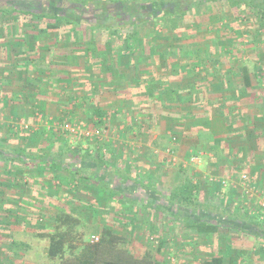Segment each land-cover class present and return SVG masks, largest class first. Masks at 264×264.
I'll return each mask as SVG.
<instances>
[{
  "label": "crops",
  "instance_id": "crops-1",
  "mask_svg": "<svg viewBox=\"0 0 264 264\" xmlns=\"http://www.w3.org/2000/svg\"><path fill=\"white\" fill-rule=\"evenodd\" d=\"M56 32H58L57 29L46 32L38 30V44L36 43L38 46H35V42H28L29 44L26 43L25 47L22 46L18 48L20 52L23 49L22 53H24V56H22L24 58L21 61H15L14 58H12L14 57L12 54L13 50H10L8 53L10 54L11 60L8 61V63L11 65H7L6 67L11 66V68H18L20 69L19 73L23 75L29 70L28 75L23 76V79L19 77V84L21 85L14 90V92L18 93L19 99L27 96L25 100L27 103L25 105L30 104L32 106L29 108L30 112L27 114L34 122L32 125L34 129L32 133L42 137L38 141L39 148L44 146L47 141H54L51 137L58 134L57 131L50 126L52 121L63 120L66 116L72 117L78 113L86 117L90 116H88V110L83 107L81 101V97L84 95L90 96L88 99L89 103H94L100 109L107 112V117H103L104 122L108 121L112 123L114 118L119 119L112 124L113 127H108L106 124L102 125L108 130L99 140L88 141L83 138H77L78 140L76 139L73 141L69 140V143L74 146L76 142H78V148H75V152L73 151V153L87 152L89 156H94L98 153L104 161L103 166L97 168L98 166L94 161L87 160L85 164L82 163L83 167L81 168V166L79 167L81 161L79 159L76 160L72 158V160L67 159V162L65 161V171L72 170V172H76L86 170L92 172V181H90V184L92 183L95 189L97 188V190L102 191L106 196H108L110 187L114 188L113 190L116 192V197L115 200H113V204H110L113 205L115 211L118 212L114 215L115 220L113 222L110 223V221H106L105 224L112 227L120 225L121 228H123L124 225H128L130 228L133 227L135 229H149L148 227H150L154 231L161 224H164V226L166 224L167 227H165L167 231H169L171 225L175 222H181V224L183 222H188L192 225V228H196L193 233L194 235H191V237H189L190 239H188L189 241H187L188 246L192 247V251H194V261L189 263L205 264L206 261L215 257L220 259V264H264V223L261 222L264 220V207L258 206V204H255L253 202L254 200H252L253 198H258L260 196L259 194H253L247 199L245 198L244 201H242V199L238 200V198L241 197V193H239V195L234 188V182L232 180H235V177L228 174L226 179L230 182L225 181V186L219 185L214 191H210L209 189V192L204 193V195H207L205 197L211 195L214 197L213 200L210 201L211 205L204 201L202 189H198L197 198L199 206L196 209L197 214L195 215L196 217L189 219L187 218L189 216L183 213L184 208H179L180 212L177 213V211H173V208L167 205L166 199L171 191V183L175 177H172V173L166 172L165 169L162 168L164 164H168L165 160L164 152L166 147L171 146L178 158L177 164L173 166L186 169L187 163L184 159L185 155H183L186 151L185 149L190 146L199 147L200 144L206 148H196V152L192 153H201V162L197 166H200L205 159H209L211 162H217L218 160L217 165H225V156L228 155L231 149V144L229 143L230 137H232V139L233 137H243L247 132H250L248 128L253 126L257 127L256 125L258 124H256L253 119L252 122L246 121V123L236 120L238 122V126H235L236 132L241 135H236L235 133L229 136L224 115L215 114L209 102L206 101L208 98L221 100L224 97L223 94L219 92L197 94L193 96V98L196 97L197 100H200L202 105L199 108L192 107L191 109L189 106L177 102L175 98L177 96L169 89L165 88L166 90L162 95L164 101L162 104L160 102L158 103V94L154 93L151 97H146L145 92L142 90H133L134 88L131 87L135 74L133 73V60L128 56L129 49H125V47L123 48L122 46H108V43H105L103 47L98 46L99 48L97 49L93 46L87 48L83 45L84 43L82 45L77 44L76 46L69 41L67 45L58 44L56 47H52L50 44H43L45 36L50 33L57 36L58 33ZM73 33H75L74 30L71 31L72 35ZM30 45L33 46L31 47ZM83 47H85V49H83ZM165 47H167V50H170V48L174 46L165 45ZM37 48L38 64L30 61L32 60L31 57L37 55ZM91 48L95 50L93 54L90 51L88 52V49ZM141 48L145 52L144 58H146L147 63L145 62L146 64L143 63L140 66V73L152 80V83L147 82L148 84L150 83L149 85L147 84L148 87L154 88L156 83L159 82V80L155 81L156 77H166V75L171 74L173 68L180 69L179 71L182 73L177 81L178 86L172 83L171 79L168 85H175L183 89L192 83L196 85L201 83L200 78L199 80H195L192 78V75H186V72L181 70L186 64L181 62L179 58L174 59L170 57L166 61L160 60L158 58L160 56L157 57L154 54L158 49L157 46L148 44L146 49H143V47ZM108 50L111 52V58L114 62L113 66L117 69V74L114 77L102 71L100 69L102 64L98 61L100 60L98 54L107 52ZM96 52H98L97 55ZM123 53L126 55L125 60H123ZM1 64L0 66H5V64ZM12 64H14V66H12ZM21 69H23L25 73H23ZM197 72L198 68L196 69V74ZM6 73H9V71H6ZM15 78H17V76ZM28 78L35 79L31 80L34 84H27ZM114 80L125 83V86L120 89H114L115 86L112 85ZM207 80L211 81L212 79L211 77H206V79H202L201 81L205 83ZM234 80L236 83L240 84V78H235ZM37 84L38 94L34 95V90L32 89L34 85L37 87ZM28 85H32V87ZM87 85L89 86L87 87ZM65 89L69 91L70 95L69 100H67V106L64 107L62 106L64 103H62L61 95L64 94ZM244 98H241L234 104H228V106L230 105L229 107L233 108L231 116L234 120L238 119L237 113L242 110L241 102ZM228 106L226 105L225 108L227 109ZM261 112L260 114H254L256 111L253 110L254 118L260 117V115L264 116V112ZM37 113L42 115V120H38L36 123ZM187 115H192V117L195 116V118L197 116V119H188ZM201 116H207L209 119H202L200 118ZM91 119L93 121L98 120L96 116H92ZM219 121L223 122L221 127ZM205 126H208V128ZM127 129L131 132H126ZM46 136L47 138H45ZM172 136L176 137L175 142L171 141ZM201 138H206L207 140L201 142ZM219 139L221 140L220 142L218 141ZM79 142L81 144H79ZM220 143L222 146L219 145ZM50 144L51 148H54V143ZM50 144H48V146ZM242 149L244 150L242 151L244 155L242 158L245 159L244 164H247L248 161L247 157H245L246 153L251 162L248 163L250 166L246 169L249 172L248 174L251 176L258 171H264V159L258 154L253 155L254 159L251 158V153L254 154L253 151L256 152L259 150L255 143L251 144L245 141L243 147L236 146L231 154L234 157L232 163L237 159L239 151ZM57 151L56 149H52L51 152ZM215 151H218L219 154L222 152L223 156H217ZM44 154L45 153H39L38 151V177H34L38 179L40 192L44 191L43 185L45 184L41 181L43 174L53 176V174L57 172H53L52 167L48 165L45 166L40 164L41 162L39 161H41V158L39 157ZM180 154H182V156H180ZM247 171L245 173H247ZM17 175L19 176L20 174L18 173ZM197 177L198 176L191 175L189 179L193 184L198 185L199 178ZM251 177L253 179V176ZM132 179L141 181L143 186H146V190L134 186ZM176 179H178V177H176ZM164 184H167L170 188L166 189L165 187H159ZM11 186L13 187L14 185L11 184ZM19 189L17 190L24 193L22 189ZM236 199L238 204H235ZM43 201L44 199L42 198L38 200V213L41 218L44 216L42 212L44 206ZM251 202H253L255 206H251ZM104 203H106L105 198ZM224 205H226L227 210L224 209ZM255 218H257V220ZM198 220L216 223L221 220L222 222L220 221L218 223L216 232L207 236L208 232L201 231L197 228ZM252 220L260 221L258 222L260 223L259 230H256L257 226L253 224ZM113 229L120 231L118 228ZM121 232L118 233L121 234ZM162 239L168 242L160 240V247L167 244L171 245L172 240H170V235L165 236L162 233ZM190 242L193 243L191 244ZM170 256L176 258L174 252H169L165 259L166 263L164 264H169L168 257ZM189 263L187 262L185 264ZM157 264L163 263L159 262Z\"/></svg>",
  "mask_w": 264,
  "mask_h": 264
},
{
  "label": "rangeland",
  "instance_id": "rangeland-1",
  "mask_svg": "<svg viewBox=\"0 0 264 264\" xmlns=\"http://www.w3.org/2000/svg\"><path fill=\"white\" fill-rule=\"evenodd\" d=\"M6 1L7 3H11V0ZM86 1H88L86 8L80 13L83 23L79 26H75V33H73V35L71 34L73 27L70 25L67 27L65 26V29L63 27V30L58 28V32H56L58 33L57 36L53 34L54 32L50 33L45 36L43 44H50L52 47H56L58 44L67 45L69 42L76 46L77 44L82 45L84 43L83 45L87 48L93 46L97 49L99 48L98 46L103 47L105 43H109V45H112L113 47L122 46L123 48H127L124 37L129 33L128 27L130 26V22L131 20L135 21L137 18L141 19L142 16L137 12H133L131 16L126 14L124 10L121 9L122 4L119 3L121 0H98L96 4L90 3V1L94 0H85V2ZM123 1L125 3L135 2L141 4V1L143 0ZM59 5V14L66 10L68 11L69 7L72 6V4L66 0L63 1L62 5ZM30 8L32 10H38V0H32ZM242 13L244 14L243 9H234L226 1L220 0L215 3H206L202 5L196 4L187 13L180 16L173 15L170 19H164L161 14L153 19L146 15L144 17L147 20L141 23H136L132 29V31H135L137 34L134 46L141 45L139 47L146 49L148 44H150L149 41L151 39L154 40L153 37L160 39L162 34L174 35L179 32L183 36L181 43H188L193 39H197L198 44L202 47H207L209 45L213 47V49H218V51L219 49H223V51L224 49H227L222 57V68L233 69L234 65H246L251 69V73L254 72L261 75V78L264 81V19L260 22L259 20L253 21L254 13L252 11H247L246 15L240 17ZM104 14H113L115 16V21L124 26V29H117L113 32H108L97 26L98 22L95 20L101 19V15ZM19 20L23 23H29L34 27H39L41 23H44V20L34 17ZM48 21L61 25L57 20ZM196 24L201 26L202 30L194 33ZM0 25L3 27L6 25L7 33L12 36L14 35V39L18 40V42L21 41L22 37L33 35L36 39L32 37L33 41H31V43L35 42V46H38V39L36 37L37 28L35 30L34 28L20 29V26H18V20L11 16L9 19L0 20ZM62 26L63 25H61V27ZM23 30L28 33L24 35ZM192 31L194 33L193 35ZM156 34L158 36H156ZM77 38H80L81 40ZM213 42H215V44ZM12 49L13 47L11 46V49H9L8 52ZM15 49L18 55L12 53L14 55L12 58H14L15 61L23 60L24 57L22 56H24V53L18 51V48L16 47ZM83 49H85V47H83ZM8 52L6 50L4 51L0 45V64H5V66L0 67V100H2V98L9 100L8 105L3 106L2 101L0 105V143L4 142L7 145V148L21 146L22 152L30 159L38 158V151L39 153H46L52 151V149H56V151H64L68 149L73 152L75 148H78V142H76L75 146L69 143L70 139L65 134L53 136L51 138L54 141H47L44 146H41L40 148L38 147V141L42 137L32 133L33 131L31 130L33 129L32 125L34 122L27 114L30 112L29 108L32 106L30 104L25 105L27 103L25 102L27 96L22 99H19L18 95L14 97V94H18L17 92H14V90L21 85L19 84L20 78L23 79L22 77L28 75L29 72L23 75L19 73L20 69L18 68H11V66L6 67L7 65H11L8 63V61L11 60V58L8 57ZM36 53L37 55L31 57V59L34 63L36 62V64H38V48L36 49ZM123 56V60H125L126 55L124 54ZM12 66H14V64H12ZM6 71H9V73H6ZM21 71L25 73L23 69H21ZM30 73L33 74L32 72ZM16 76L17 78H15ZM210 76H212V74H207V76L200 75L202 79ZM200 77L197 78L195 74L192 75V78L195 80H199ZM33 78H31V80H35ZM201 78L200 80H202ZM28 86L32 87V85ZM88 86L89 85H87V87ZM67 89H65L64 94H62L63 96L61 95L62 103H64L61 104L64 107L67 106V100H69L70 95ZM87 89L91 90L90 88ZM233 89L238 90V87H233L232 91ZM32 90H34V95L38 94V84L37 87L34 85ZM262 93H264V87L255 84L254 88L249 89L246 93L240 95V99L244 97L246 98L242 99V110L237 113L238 119L236 120L246 123V121L252 122L253 119L259 126L256 125L257 127L253 126L248 128L250 132H247L243 137H233V139L230 137L229 143L231 144V149L229 150L228 155L225 156V165H217L218 160L217 162H211L209 159H205L200 166H197L201 162V157L198 163L187 162L188 156L195 153L196 148H206L205 146H201L202 144H200L199 147L190 146L186 148V151L183 153V155H185V162L187 163L186 169L175 167L172 164H164L162 167L166 172L172 173V177H175L171 183V189L176 184H180L185 180L191 181L189 179L191 175L198 176L199 190L202 189L203 191L201 192L203 193L204 201L210 203L214 197L212 195L205 197L207 195H204V193L209 192V189L210 191H214L223 179L227 182L228 180L226 177L228 174H231L235 177V180H232L234 182L235 190L238 194L242 192L240 176L247 171L246 169L250 166L248 164L250 160L245 152V157H247L248 161L247 164H244L245 159L242 158L244 156L242 154V151H244L243 149L239 151V155L233 163L232 160L234 157L231 154L236 146L243 147L245 141H247L251 144L255 143L259 148L258 151H253L254 154L251 153L252 157H250L254 159L253 155L258 154L264 159V116L260 115V117L254 118V114H260L261 111L264 112V102L262 103L257 97V95H261ZM12 98H16L18 102L11 100ZM253 110H255L256 113L253 114ZM63 119H72L93 127H103L102 125L94 126V121L81 113H78L75 116L73 115L72 117L66 116ZM117 120L119 119L114 118L112 123L108 121H105L104 123L108 127H113L112 124ZM219 123L221 127L223 122L219 121ZM25 124L29 126L28 129H24ZM128 129L126 132L130 131ZM239 134L240 133L236 132V135ZM45 138H47V136ZM201 139V142L207 140L206 138ZM50 143H54V148H51ZM48 144L50 145L48 146ZM79 144L81 143L79 142ZM219 145L222 146L221 143ZM215 153L217 156H223L222 152L219 154L218 151H215ZM180 156H182V154H180ZM35 163V161L30 160L28 164H20L18 162L16 165L7 164L13 169L18 170L17 173H15V180L20 187L17 185L12 187L7 181L6 174H0V178L4 179L0 185V264H54L56 260L48 258L45 253L48 239L40 237L39 233H46L53 230L51 218L59 211L72 213L80 219L81 222L77 227V230L79 236L86 240H91L92 236H99L102 226L106 221H110V223L113 222L115 220L114 215L118 212L115 211L113 208L114 206L110 204H113V199L106 196L102 191L97 190V188L95 189V186L92 183V185L90 184V181H92V172L90 171L72 172V170H63L56 172L53 176L43 174L41 181H43L45 185H43L44 191L40 192L41 190L40 186H38V179L34 178L38 177V167H35ZM18 173L20 174L19 176L17 175ZM247 173L249 172L247 171ZM251 176H253V183L255 184L257 191L260 192V201H264V171H258ZM176 177H178V179H176ZM166 186L167 184H164L159 187H165L166 189L170 188L169 186ZM17 189H22L24 193ZM248 197L249 196H247L246 199ZM259 197L253 198L252 200H254L253 202L255 204L262 207ZM40 198L44 199L42 210L44 216L42 218L38 213V200H40ZM104 198L106 203H104ZM241 199V197L238 198V200ZM244 199H242V201H244ZM253 202L250 203L251 206L254 205ZM235 204H238L237 199ZM224 209L227 210L226 205H224ZM261 222L264 223V220ZM165 226L167 227L166 224ZM165 226L164 224H161L155 231L150 227H148L149 229H135L133 227L130 228L128 225H124L123 228H121L120 225H115L113 228H118V230H120L117 231L114 229L117 232L122 231L121 234L124 235L128 241V247L133 250L136 255H141L148 250L153 254L157 263L160 262L164 264L166 263L165 259L167 254L169 252H174L177 264H185L194 261V251H192V247L188 246L187 241H189L188 239H190L189 237H191V235H194L193 233L196 228H192V225L188 222H183L182 224L181 222H175L171 225L169 231H167ZM162 233L165 236L170 235V240H172L171 245L167 244L160 247V240L167 241L162 239ZM210 235L211 233L208 232L207 236ZM190 243L192 244L193 242Z\"/></svg>",
  "mask_w": 264,
  "mask_h": 264
},
{
  "label": "trees",
  "instance_id": "trees-1",
  "mask_svg": "<svg viewBox=\"0 0 264 264\" xmlns=\"http://www.w3.org/2000/svg\"><path fill=\"white\" fill-rule=\"evenodd\" d=\"M63 1L64 0H38V10H32L30 8L32 0H11V3H7L6 0H0V20L9 19L11 16L12 18L18 20V26H20V29L34 28L35 30L37 28V39L38 30L41 32L52 31L58 28L63 30L62 28L64 27L65 29V26L67 27L68 25L72 26L74 30L76 28L75 26H79L81 23H83L82 16H80V13L85 10L88 1L85 2V0H66L70 4H72V6L69 7L68 11L66 10L59 14L58 7L60 6L59 4L62 5ZM217 1L220 0H143L141 1V4H137L135 2L125 3L123 0H121V2L119 3L122 4L121 9H123L126 14L131 16L133 12H137L142 16L141 19L137 18L135 19V21L131 20L130 26L128 27L129 33L124 37L127 45V48L125 47V49H129L128 56L131 60H133L134 64L133 73L135 75L133 78V83L131 84V87L134 88L133 90H142L146 93V97H151L154 93L158 94L157 97L159 98V100L156 101L162 104L164 101L162 99V95L166 89H169L171 92L174 93V95L177 96L175 97L177 102L185 104L191 109L192 107L199 108L202 105V102L200 100H197L196 97L193 98V96H196L200 93L208 94L210 92H219L224 95L221 100L208 98L206 99V101L209 102L210 107L213 108L212 110L213 112H215V114L224 115L226 127L228 129L227 132L230 136L236 133L235 126H238V122L236 121V119L234 120V118L230 116L231 112H233V108L229 107L230 105L228 106V104H234L238 102L240 100V95L242 93H246L247 90L254 88L255 84L264 87V81L262 80L261 75L254 72L251 73V69L246 65H234L233 69L222 68V57L226 53L225 50L227 49H224V51L223 49H219L218 51V49H213V47L209 45V47H202L198 44L197 39H193L188 43H181V41L183 40V36L181 33L177 32L174 35L162 34V37L160 39L153 37L154 40L151 39L149 41L151 45L157 46L158 48L154 52L155 56H160L158 58L160 60L165 61L170 57L174 59L179 58L181 62H184L186 64L183 68H181L182 71L186 72V75L196 74V69L198 68V72L195 76L199 77L200 75L207 76V74H212V76H210L212 80H207L205 83H202V81L200 80L201 83H198L197 85L195 83H192L191 85L186 86V88L180 89L177 87V81L179 76H181L182 72L179 71L180 69L173 68L171 74L166 75V77H156L155 81L159 80V82L156 83L154 87L155 89L152 87H148L150 83L148 84L147 82L152 83V80L148 79L146 76L140 73V66L145 62L147 63L146 58H144L145 52L142 50L141 47H139L141 45L134 46L137 34L135 31H132L136 23H141L147 20L144 17L146 15L150 16L153 19L154 17H157L159 14H161L164 19H170L173 15L180 16L187 13L196 4L202 5L206 3H215ZM224 1H226L234 9H243L244 14L242 13L240 17L246 15L247 11H252L254 13L253 21L259 20L260 22L264 19V0ZM47 2L49 3V5H46ZM97 2L98 0L90 1V3L92 4H96ZM150 9H152V11ZM101 16V19L95 20L98 22V24H96L100 28H103L108 32H113L117 29H124V26L120 25L117 21H115V16L113 14H104ZM22 17L23 19H26L28 17L38 18L40 20H44V23H41L39 27H34L29 23L21 22L19 19L23 20ZM48 20H57L63 26L61 27V25L51 23ZM4 26L5 27L0 25V45L2 46L4 51L6 50L8 52V50L12 46V53L18 55L15 51V47L21 48L22 46H25L26 43L33 41L32 37L34 36L27 35L25 37H22L21 41L18 42V40L14 39V35L12 36L11 34L7 33V27L6 25ZM200 30H202L201 26L196 24L194 28V33H197ZM23 32L24 35L28 33L24 30ZM194 33L192 31V35ZM156 36L158 35L156 34ZM213 43L215 44V42ZM165 45H173L174 47H171L170 50H167V47H165ZM89 51L92 52V54L93 52H95L94 48L88 49V52ZM21 52H23V49L21 50ZM97 54L98 52H96V55ZM8 56L10 58L9 54ZM98 58L100 59L98 61L100 62V64H102L100 69L110 74V76L114 77L117 74V69L113 66L114 62L111 58V52H109V50L107 52H102L98 54ZM27 72H29V70ZM238 77H240L241 79V81L239 82L240 84L236 83V81L234 80ZM253 78L255 81L253 80ZM170 79L172 80L171 82L175 83L177 86L168 85ZM116 80H114V82L112 83V85L115 86L114 89H120L121 87L125 86V83H120V81ZM27 84H34V82L31 81V79H27ZM236 86L238 87V90L233 89V91H236L233 92L232 88ZM16 96L17 94H14V97ZM257 97L262 103L264 102V93H262L261 95H257ZM89 98L90 96L88 95H84L81 97L83 107L88 110V116L90 115L89 118L91 119L92 116H96V118L98 119L97 121L93 122L94 126L105 124L103 121V117H107V112L105 110L100 109L96 104L89 103ZM11 100L18 102L16 98H12ZM1 101L3 106L8 105L9 100L2 98V100H0V105ZM226 105L228 106L227 109L225 108ZM187 116L188 119L192 117V115ZM200 118L209 119L207 116H201ZM194 119H197V116L196 118L195 116L192 117L191 120ZM205 127L208 128V126ZM57 133L64 134L61 131H57ZM218 141L220 142L221 140L219 139ZM39 158H41V161H39L41 162L40 164L52 167L53 172H60L65 170V161L67 162V159L72 160V158L76 160H81L79 165V167L81 166V168L83 167L82 163L85 164L87 160L94 161L95 164L98 166L97 168L104 165V161L98 153H96L94 156H89L87 152L73 153L70 150H60L57 152H46L43 156H40ZM30 160L35 161V167H38V158H28V156L22 152L21 146L7 148V145L4 142L0 143V174H6L7 181L10 180L9 182L12 185H17V182L15 180V173H17L18 170L13 169L7 164L9 163L10 165H16L17 162L20 164H28ZM3 181L4 179L0 178V185ZM132 183L134 184V186L141 189L144 188L146 190V186H143L141 181L133 180ZM219 185L220 184H218V186ZM113 189L114 188L110 187V190L108 191V196L115 200L116 192ZM198 189L199 185L193 184L191 181L188 180H185L182 183L175 185L168 194V197L166 199L167 205L172 207L173 211H177V213L180 212L179 208H184L183 213L187 214L189 216L187 218L189 219L196 217V209L199 206V201L197 198ZM257 218L255 219L257 220ZM51 221L53 224V230L46 233H39V236L48 239V244L46 246L45 253L48 258L56 260L54 264H157L155 258L153 257V254L148 250H146L141 255H136L128 247V241L126 237L116 232L113 227L108 224H104L102 226L98 236V240L92 241L83 239L79 236L77 227L80 225L81 221L77 216L73 215L72 213L66 211H59L52 216ZM220 221L221 220H219L218 223ZM197 222V228L201 231L214 233L218 228V223L216 222H209L205 220H198ZM252 222L255 226H257L256 230H259L260 223L258 222L260 221L252 220ZM220 263V259L215 257L205 262V264Z\"/></svg>",
  "mask_w": 264,
  "mask_h": 264
},
{
  "label": "built area",
  "instance_id": "built-area-1",
  "mask_svg": "<svg viewBox=\"0 0 264 264\" xmlns=\"http://www.w3.org/2000/svg\"><path fill=\"white\" fill-rule=\"evenodd\" d=\"M35 122H38L42 120V115L40 113L36 114ZM54 130L61 131L64 133L71 141L77 139V138H83L88 141H96L99 140L102 136H104L107 133V129L105 127H93L89 126L86 123L78 122L75 120H69V119H63V120H54L52 121L51 125ZM29 126L27 124L24 125V129H28ZM32 129L31 131H33ZM171 141L175 142L176 137L172 136ZM165 160L168 164L175 165L178 162V158L171 148V146H168L165 148ZM201 157V153L197 154H190L188 156L189 163H198ZM241 181V198L244 199L247 196H252L253 194H256L257 188L255 184L253 183V179L248 173H243L240 176ZM220 184L225 186V181L221 180ZM260 192H258L259 194ZM261 206L264 207V201H260ZM92 241H97L98 236H92ZM169 264H176V258L174 256L168 257Z\"/></svg>",
  "mask_w": 264,
  "mask_h": 264
},
{
  "label": "flooded vegetation",
  "instance_id": "flooded-vegetation-1",
  "mask_svg": "<svg viewBox=\"0 0 264 264\" xmlns=\"http://www.w3.org/2000/svg\"><path fill=\"white\" fill-rule=\"evenodd\" d=\"M46 5H49V3L47 2ZM150 10L152 11V9H150ZM150 10H149V11H150Z\"/></svg>",
  "mask_w": 264,
  "mask_h": 264
}]
</instances>
